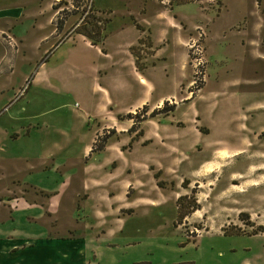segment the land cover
Wrapping results in <instances>:
<instances>
[{"label":"rangeland","instance_id":"obj_1","mask_svg":"<svg viewBox=\"0 0 264 264\" xmlns=\"http://www.w3.org/2000/svg\"><path fill=\"white\" fill-rule=\"evenodd\" d=\"M64 2L59 4L58 10L72 11L59 14L66 19L60 32L55 31V24L59 20H56L55 15L51 18L55 12L52 9L55 2L50 1V7H46V0H43L41 7H36L37 12L40 11L36 19L37 34L52 32L50 42L57 44L52 45L44 57L45 62L39 74L34 78L40 66L37 62L43 56L41 54L45 47L39 51L32 47L27 60L17 62L15 72L8 81V91L0 94L2 223H7L15 215L12 212L14 203L26 195L30 197L28 193L32 192V187L20 177L9 176L10 172L15 174L16 170L23 174L25 157L53 154L66 164L69 171L65 184L67 187L61 188L64 191L63 201H71L72 191L80 190L79 175L85 172L82 157L93 134V129L87 128L84 107L95 103L98 96L92 91L93 77L90 71L83 67L80 69L76 60L104 63L96 54L97 48H88L77 40L71 41L79 35L75 31L76 27L80 23L92 21L90 15L110 18L105 25V46L122 57L126 56V52L120 45L126 46L136 40L137 30L128 24L125 15L127 3L124 0ZM133 6L132 2L130 8L135 11ZM149 18L152 19L147 23L145 19ZM89 27L90 24H87ZM140 35L139 42L130 47V51L139 70L146 71L151 65L156 69L153 76L159 82L157 93L171 92L172 88L174 91L177 77H187L188 83L178 82L180 86L177 89L183 95L177 97V101L188 95L198 97L202 93L195 105L162 118L160 127H171L169 122L172 119L187 117L189 120L193 110L199 111L202 117L212 114L216 120L219 119L213 126L210 138L213 141L208 145L204 140L201 143L195 141L189 151L193 164L196 165L199 158H211L215 170L201 179V186L196 188L199 185L197 182L191 184L186 197L177 202L178 209L170 196V189L161 194L155 193V198L160 201L156 207L135 208L122 234L107 241L112 249V264L263 263L264 133L260 135L253 130L252 135L251 131L243 128L244 133L241 135L237 120L241 113L248 116L253 113L246 109L253 100L247 89L250 53L242 45L255 46L264 52V0H188L183 4H176L175 0H141ZM152 42L155 43L154 49ZM153 53L155 56L150 57ZM259 57L264 59L260 54ZM258 64L262 70L264 60H258ZM124 65L126 67L123 70L130 72L127 56ZM159 74L166 78H160ZM237 81V84H233ZM257 83L255 98L264 100L263 90L259 89L264 86V70L258 74ZM135 91L139 92L137 88ZM213 92L218 93L214 95ZM166 101L162 107L165 105L169 108L174 103V97ZM141 109L136 112L143 114ZM136 120L133 121V130L129 128L125 132L128 140L122 145L123 151L131 152L120 162L122 165L130 163L126 167L130 175L118 172L129 176L131 183L135 179L140 181V165L143 163L153 162L165 170L170 164L168 154L165 155L168 149L163 150L154 144L141 148L139 145L134 146V142L140 143L141 133L140 123ZM241 120L245 118L241 116ZM257 123L264 125V118ZM102 125L106 126L107 122H102ZM199 131L208 132L204 126ZM101 132L92 150L98 148L102 138L119 136L111 127H105ZM250 135L251 140H248ZM112 149L116 150L115 147ZM14 154L19 157L17 161L13 160ZM111 156L110 152L101 155L87 173H99ZM52 164V160L48 159L42 168H50ZM117 165L114 159L112 169H116ZM150 167L155 169L154 165ZM196 168L200 171L201 165ZM57 170L62 172L64 169L58 167ZM132 170H135L133 175ZM34 179L43 187L52 186L55 189L58 186L40 173L35 174ZM35 193L43 194L39 191ZM198 201L201 207H198ZM59 227L57 220L50 218L51 232H60Z\"/></svg>","mask_w":264,"mask_h":264},{"label":"crops","instance_id":"obj_2","mask_svg":"<svg viewBox=\"0 0 264 264\" xmlns=\"http://www.w3.org/2000/svg\"><path fill=\"white\" fill-rule=\"evenodd\" d=\"M42 1L0 0V94L8 91L10 78L15 72L17 62L27 60L30 48L35 47L39 51L45 47L43 48L44 53L41 54L43 56L37 62L40 66L34 75L35 78L44 64V62L40 63L41 59L48 55L51 47L57 45L56 43L53 45V41L50 42V38H53L51 37L52 32L46 35L37 34L36 19L40 11L37 12L36 7H41ZM50 1L57 2V0H46V7H50ZM124 1L127 3L125 15L128 17V24L137 30L135 42L126 46L120 45L125 49L130 72L123 70L126 67L124 65L126 56L121 53L122 57L120 53L109 50L105 46V37L100 45H92L87 38L80 34L75 39H71V41L82 42L88 48H97L96 54L104 63L101 65L96 61L76 60L80 69L83 67L90 71L93 77L92 91L95 96H98L95 103L84 107L83 115L87 119V128L93 129V134L90 142L85 146L82 157L85 172L79 175L80 190L72 191L71 201H63L64 191L61 188L67 187L65 184L69 171L66 164L53 154L25 157L26 168L23 174H19L16 170L15 174L10 172L9 176L20 177L23 182L32 187V192L28 193L30 197L26 195L14 203L12 212L15 215L13 218H10L7 223L0 222V264H112L114 261L111 254L112 249L108 246L107 241L122 234L135 208L156 207L160 201L155 198V193L161 194L166 189L171 190L170 196L177 206L179 197L188 194L192 183L199 184L195 186L196 188L201 186L200 183L203 182L201 179L210 174L211 170H215L214 160L211 158H199L197 164H193V158L189 151L195 141L201 143L204 140L206 145L213 141L210 139L213 126L214 123L219 122V119L216 120L212 114H208L210 117L208 120V117H202L199 111L193 110L189 120L187 117L185 119L171 118L172 120L169 122L171 127H160L162 118L168 117L179 109L187 110L195 105L196 99L201 97L202 93L198 97H189L190 95H188L183 100L177 101L176 98L183 95L177 89L180 86L178 84L182 82V84L188 85L187 77L175 78L177 88L174 91L172 88L171 92L157 93L159 82L153 76L156 69L154 70V66L151 65L152 67L146 68V71L139 70L135 63V57L130 51V47L136 45L141 36V0ZM132 2L135 11L130 8ZM56 13V11L53 12L51 18L53 15L56 16ZM151 19H145V21L149 23ZM152 45L151 47L154 49L155 43L152 42ZM242 46L248 48L250 53V79L247 89L250 91L249 95L253 96V100L246 109L252 110L253 113L250 116L241 113L238 116L237 129L241 135L244 133L243 128L251 132L254 130L262 135L264 125L258 124L257 121L264 118V100L258 101L255 97L258 90L257 76L264 70V68L261 70V65L258 64V60L263 61L264 59L258 58V54L264 58V52L262 53L255 46ZM154 56L155 53L150 57ZM159 77L166 78L161 74ZM237 83L238 81L233 84ZM260 87L264 97V86ZM136 88L139 92L135 91ZM202 89L204 90V88ZM213 93L216 95L218 92ZM171 97H174V103L171 105L174 106L173 110L166 115L149 116L152 111L161 109L162 104ZM143 106L147 109L146 118L138 122L141 131L140 143L136 141L134 146L139 145L141 148L154 144L163 150L168 149L165 155L168 154L170 164L165 170L153 162L143 163L140 165V181L135 179L131 183L129 176L118 174L119 171L129 174L126 167L130 166V163L122 165L120 162L131 151H127V153L123 151L122 145L128 140V135L125 132L134 124V119L128 118L127 115L135 114L136 110ZM123 116L125 118L121 119ZM241 116L245 120H241ZM248 121L250 122L249 126L247 125ZM102 122H107V125H102ZM201 126L207 128L208 132L201 133L199 131ZM38 127L40 128L39 125ZM105 127H111L114 133L119 135L118 138L117 136L112 138L110 135L106 137L101 150H92L93 143L96 142L102 133L101 130ZM12 131L14 130L9 132ZM250 138L251 135L248 140H251ZM262 138L264 142V136ZM114 147L115 151L112 149ZM106 152H110L112 156L102 165V169H99L100 172L94 170L96 175L91 172L87 173L89 168ZM14 156L13 160L17 161L19 157L15 154ZM48 159L52 160V166L42 168ZM114 159L118 162L116 169L111 167ZM150 165H154L155 169ZM197 165H201L200 171L195 169ZM15 166L17 167V164ZM58 167H63L64 170L59 172ZM134 171L132 170L131 174ZM195 171L196 173H194ZM37 173L47 180L51 179L58 186L53 189L52 186L43 187L38 184L34 179V175ZM117 176L123 180H119ZM158 182L162 184L159 185ZM198 190L202 192L201 189L198 188ZM36 191L43 194L37 195ZM197 204L198 207L199 205L201 207L199 201ZM50 218L57 220L60 232H51ZM260 264H264V262Z\"/></svg>","mask_w":264,"mask_h":264},{"label":"trees","instance_id":"obj_3","mask_svg":"<svg viewBox=\"0 0 264 264\" xmlns=\"http://www.w3.org/2000/svg\"><path fill=\"white\" fill-rule=\"evenodd\" d=\"M62 2H64V0H60V1H57L55 2L53 5H52V8L57 12L56 13V20H59L56 22L55 24V29L57 32H60L62 29H63V26L65 24V21L66 19L64 17H60L59 14L61 12H64L65 14L67 13H71L72 9H63L61 11H59V4H61ZM188 2V0H175V3L176 4H183V3H186ZM64 3H67V2H64ZM66 6V5H65ZM85 8V7H84ZM85 10V9H83ZM90 10V9H89ZM89 16V15H88ZM90 17L92 18V21H89V22H84V23H80L75 31L76 33L80 34V35H83L85 38H87L90 43L92 45H97L99 44L100 42H102V40L104 39L105 37V25L107 24V22L109 21V19H102L100 18L99 15H90ZM59 18V19H57ZM64 18V19H63ZM87 24H90V27L87 28ZM42 62H45V58H42L40 63ZM173 107L174 106H170L169 108H166L165 105L161 108V109H158V110H154L152 111L149 116L150 117H153L157 114H161V115H166L168 114V112H170L171 110H173ZM141 111H143L144 113L143 114H140L138 112H136L135 114H128V118L130 119H137L136 122H140L142 120H144L146 118V107L143 106ZM135 125V123L133 124V126ZM133 126L131 127L130 130H133ZM105 139L106 137L102 138V142L101 144L98 146V148H96V150H101L102 147H103V143L105 142ZM186 196H182V197H179L178 201L182 198H184Z\"/></svg>","mask_w":264,"mask_h":264}]
</instances>
